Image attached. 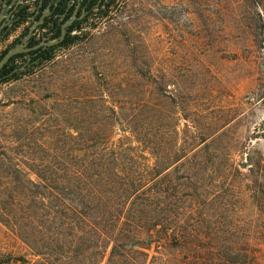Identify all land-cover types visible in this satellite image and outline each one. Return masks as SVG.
Segmentation results:
<instances>
[{
    "label": "rangeland",
    "instance_id": "1",
    "mask_svg": "<svg viewBox=\"0 0 264 264\" xmlns=\"http://www.w3.org/2000/svg\"><path fill=\"white\" fill-rule=\"evenodd\" d=\"M16 4L0 0V57L38 24L3 39ZM110 4L0 86V264H63L44 254L62 247L72 177L141 190L128 204L138 264H264V0Z\"/></svg>",
    "mask_w": 264,
    "mask_h": 264
},
{
    "label": "trees",
    "instance_id": "2",
    "mask_svg": "<svg viewBox=\"0 0 264 264\" xmlns=\"http://www.w3.org/2000/svg\"><path fill=\"white\" fill-rule=\"evenodd\" d=\"M6 1L12 2V0ZM37 6H39V10L34 13L29 12L30 5L14 7L12 11L13 27L11 31L9 26L5 27V30L9 32L3 39L9 37L15 28L30 22L29 19L34 17L37 12L39 15L35 19L40 22L45 11L49 10V15L44 18L43 23L39 26L40 30H47V33L43 34L39 40L36 37L30 40L28 48H33L42 42L59 39L63 26L74 15L75 20L68 26L64 40L58 45L41 47L13 57L0 71V86L34 74L36 69L53 59L54 52L58 48L69 49L75 45L80 40L82 33L79 35H74V33L76 31L81 32L84 23L88 22L91 17L105 16L111 4L110 0H39ZM27 33L28 29L25 30L23 36H26ZM19 42L20 40L16 41L15 45ZM7 52H3L0 60ZM22 59L25 62L23 65H19L18 62ZM74 175L78 177V180L81 179L84 182L86 179L92 181L94 178L102 180L104 176L100 173L92 175L74 173ZM105 176L107 177V175ZM72 178L67 179V181L69 185H73V188L66 187L61 190L59 226L62 229L59 236L62 242L60 241L59 244L62 247L59 253L50 254L49 252L44 254L45 257L57 262L61 261L63 264H102L109 254L108 264H138L131 256L133 253L131 248L141 250L144 248L131 244V238L141 230V227L136 220L130 221L128 204L132 198L139 197L141 190L132 189L116 192L107 189L108 186L106 185L90 186V182L84 183V186L74 187L77 180ZM155 225L154 223L152 227ZM131 226H135L133 231L130 230ZM151 229L148 228V231L151 232ZM152 232L150 238L154 239ZM38 243V241H33L35 247L38 246ZM139 254L143 256V253ZM54 255L57 257L54 258Z\"/></svg>",
    "mask_w": 264,
    "mask_h": 264
},
{
    "label": "water",
    "instance_id": "3",
    "mask_svg": "<svg viewBox=\"0 0 264 264\" xmlns=\"http://www.w3.org/2000/svg\"><path fill=\"white\" fill-rule=\"evenodd\" d=\"M16 1L17 4L15 7L20 6L22 3L27 2L29 0H13ZM49 15V10H46L43 17L41 18V21L38 22V24H34L27 36L23 39L22 43L20 45H17L16 47H14L13 49L9 50L4 56L3 58L0 60V71L10 62V60L15 57L16 55L19 54H24V53H29L33 50H37L41 47H52L55 45H58L61 41L64 40L65 36H66V29L68 28L69 25H71L73 23V21L75 20V15L72 17V19L70 21H68L64 26H63V30H62V34L61 37L57 40L51 41V42H42L39 45L33 47V48H28L29 42L34 34V31L36 30V28L38 26H40L43 23V20L46 16ZM13 24V19L12 20H8L7 23L5 24L6 26H11ZM2 30V28H0V31Z\"/></svg>",
    "mask_w": 264,
    "mask_h": 264
}]
</instances>
